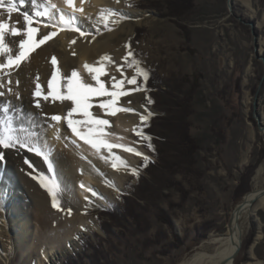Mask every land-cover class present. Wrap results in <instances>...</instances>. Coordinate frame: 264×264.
I'll list each match as a JSON object with an SVG mask.
<instances>
[{
    "label": "rangeland",
    "instance_id": "obj_1",
    "mask_svg": "<svg viewBox=\"0 0 264 264\" xmlns=\"http://www.w3.org/2000/svg\"><path fill=\"white\" fill-rule=\"evenodd\" d=\"M123 2L144 14L141 21L126 19L111 39L124 45L122 57L129 51L125 45L134 54L127 61L113 56V64L122 65L125 76L137 68L147 72V80L137 75V96L127 94L123 101L144 103L151 111L146 121L161 115L151 120L156 137L137 128L146 154L128 169L119 192L82 211L97 226L81 234L61 260L46 264H179L209 235L225 231L233 208L250 190L264 187V170L256 177L264 169V134L253 117L264 71L253 34L260 49L264 0ZM259 53L264 55V47ZM145 81L166 89L152 100ZM257 113L264 117V81ZM59 204L43 213L35 248L0 254V264H35L40 249L66 247V234L76 230L66 226L69 216L62 211L77 212L78 205L61 199ZM255 209L234 264L264 262V206ZM29 216L35 223L37 216Z\"/></svg>",
    "mask_w": 264,
    "mask_h": 264
},
{
    "label": "bare ground",
    "instance_id": "obj_2",
    "mask_svg": "<svg viewBox=\"0 0 264 264\" xmlns=\"http://www.w3.org/2000/svg\"><path fill=\"white\" fill-rule=\"evenodd\" d=\"M39 2L44 3L48 0H39ZM14 3L19 11L9 14L6 8H0V18L12 26L23 27V16L20 13L28 11L32 14L37 9L33 8L31 0H25L23 5L20 4V0H14ZM50 3L56 4L57 8L63 9L65 13L72 11L67 8L63 0H50ZM73 3L75 7L82 8V12L76 14L77 18L73 21V27L59 24L58 14L56 21L48 22L45 19L44 22L35 23L33 26L38 29V33H34L33 38L36 41L48 35L49 32H55L56 35L31 51L28 60L22 62L20 68L12 72L11 85L7 84L9 78L0 72V80H3L5 84V87L0 89L5 92V96L0 97V101H10L15 106L6 113L0 111V119L11 120L17 134L36 137L42 144L50 146L53 163V170L49 172L43 157L27 150H6L5 159L0 161V254L7 256L9 252L14 254L18 249L25 254L33 250L35 235L41 229V217L46 209L53 207L51 196L38 180L32 178L30 173L35 174L34 169L25 164V159L35 166V171L44 173L49 180L55 178L61 185L63 191L59 201L61 199L72 205H78L77 212L72 209L71 214L68 209L62 211L69 216L65 221L66 226L74 227L76 230L74 233L66 229L69 231L65 237L66 247L63 249L50 246V248L40 249L35 264L61 260L66 252L73 251L78 245L81 234L88 231L89 227L97 226L84 218L82 211L97 208L110 197L112 191L119 192L124 186L122 178H125L129 172L128 169L134 167L139 159L146 154L142 142L137 141L135 137L138 134L137 124L140 121V116H147L151 112L144 103L127 105L123 101L124 96L118 97L114 108H132L135 112L117 111L115 115H111L99 108L100 98L94 96L90 100L92 106L89 108V112L94 118L106 119L109 122L108 125L103 126L102 138L104 140L113 145L122 144L134 147L143 154L138 156L120 147L113 148L111 152L103 147L94 148L86 139L74 135L67 127L66 120L62 119L57 123L46 119L43 115L46 113L48 117L52 115L65 117L73 106L71 101L53 103L51 98L45 101L42 97L34 98L32 95L37 82L40 83L44 93H47V82L54 70L51 63L53 56L57 59L55 67L59 69L60 83H63L73 70L77 71L83 82L93 85H95V81L92 80V76L99 75L110 91L113 90L111 77H116L117 80L121 79V73L117 71V65L113 64L112 57L121 58L125 52L124 45L115 46L111 43V39L124 30L126 19L135 18L141 21L140 17L144 13L126 7L123 0H83V2L73 0ZM101 9H112L125 18L109 17V27L112 29L109 31L105 28L103 21L98 19ZM117 19L118 23H111L112 20ZM45 23H56L57 26L45 27ZM74 27H78L85 35L81 36L80 32L73 30ZM18 39L16 38V42L13 44L11 35L9 34L7 37L6 42H9L13 53L18 49ZM73 41L75 42L72 43ZM259 44L261 52L264 40L259 41ZM2 55L0 54V56ZM104 56L110 59L98 64L97 61ZM0 62L3 61L0 60ZM86 63L93 67H102L104 72L89 73L84 67ZM37 75L39 81L36 80ZM132 75L134 74L128 73L127 76L124 74L126 78H131ZM17 80L20 82L19 85L16 83ZM9 86L12 89L10 94L7 92ZM123 87L133 96H137L140 92L139 90L132 91L136 86L126 82ZM17 92L20 94L19 99L15 95ZM36 99H40L41 108L35 107ZM71 118L86 119L79 112L74 113ZM262 120L264 122V117ZM21 127L25 129L23 133L19 132ZM81 127V125H77L78 129ZM86 131L87 129H85ZM260 133L264 134V131H260ZM88 138L91 139V137ZM117 156L126 161L127 166L121 164L120 160L116 159ZM113 164L118 167L113 168ZM262 170H264L262 166L257 169L256 177ZM81 184L85 187L81 188ZM89 187L100 195L92 196L87 191ZM259 190L260 188H253L243 197L246 198V203L239 212L232 211L224 232L209 235L201 241L193 254L179 264H234L235 259H231V255L234 252L235 244L237 245L241 241L242 245L247 220L257 206H264V195H259ZM86 196L89 197L88 201L85 200ZM252 199L254 202L250 203ZM31 212L37 216L35 223L30 220ZM254 264H264V262L258 261Z\"/></svg>",
    "mask_w": 264,
    "mask_h": 264
},
{
    "label": "snow or ice",
    "instance_id": "obj_3",
    "mask_svg": "<svg viewBox=\"0 0 264 264\" xmlns=\"http://www.w3.org/2000/svg\"><path fill=\"white\" fill-rule=\"evenodd\" d=\"M83 2V0H81ZM25 0H20V4L23 5ZM63 3L67 6V8L72 9L71 13H65L63 9L57 8V5L54 3L48 2L40 3L39 0H31V5L33 8L37 9L34 13L30 14L28 11H24L20 13L23 16V27L12 26L10 23H5V21L0 18V72H3V75L8 77L7 84L11 85L10 76L15 69L20 68L21 63L28 60L30 52L34 51L36 47L44 44L50 38L56 35L55 32H49L48 35L43 36L36 41L33 38L34 33H38V29L33 25L37 22H44L46 19L48 22L56 21L58 14V23L61 25H65L68 27H73V21L77 18L76 14L82 12V8L75 7L73 0H63ZM131 6V5H129ZM0 8H6L7 13L12 14L14 12H18L19 9L17 5L14 3V0H0ZM42 10H39L41 9ZM116 16L120 19L123 17L119 12H114L112 9H101L98 14V19L102 20L105 28L111 31V27H109V17ZM119 20H112L111 23H118ZM56 27V23H45V27ZM73 30L80 32L81 36H84L85 33L80 31L78 27H74ZM11 35L13 40L11 43L15 44L16 38L18 39V49L13 53V50L9 46V42L7 41L8 35ZM95 39V37H93ZM73 41L72 43H74ZM129 51L126 53L123 60L127 61L130 57H133L134 54L130 50V45H125ZM110 58L107 56L101 57L98 64H102L104 60H109ZM51 63L54 66V70L52 72L51 78L47 82V93L45 94L41 88L39 82L35 85V90L32 95L34 98H43V100L47 101L51 98L52 102L56 101H71L72 107L68 111L65 117H61L59 115H52L48 117L46 113L43 115L46 119H50L51 121L59 123L62 119L66 120L67 127L71 129L72 133L76 136L81 137L82 139H86L88 143H90L94 148H107L110 152L115 147L123 148L125 151L133 153L135 155H143L136 148L125 145H113L108 143L106 140L102 138L103 126L108 125V120L106 119H97L94 118L92 113L89 112V108L92 106L90 104V100L92 97L100 98L98 106L101 109L106 111V114L110 113L111 115H115L117 111L124 112H135L132 108H114V105L117 103V98L121 96H125L129 94L124 90L125 82L129 85H136L137 83V75H143L144 79L147 80L148 74L142 68H137L136 73L131 76V78H126L124 76L122 65H117V71L121 73V79L117 80L116 77H111L112 84L111 88L113 90H109L106 87L105 83L99 78V75H93L92 80L95 81V85L86 83L82 81V77L77 73V71L73 70L71 75L66 78L63 83H60L59 80V69L55 66L57 65V59L55 56L52 57ZM134 63L138 64V61H134ZM131 66V65H130ZM84 67L89 71V73H103L104 69L102 67H93L88 65L87 63ZM106 75V73H105ZM36 80L39 81V76L37 75ZM17 85H19V80L16 81ZM5 84L3 80H0V89H3ZM139 88H134L132 91H138ZM7 92L12 93V89L9 86ZM17 99L20 98V94L15 93ZM5 92L0 91V97H4ZM151 102V101H149ZM15 106L10 102L0 101V111L8 112L10 109H13ZM35 107L41 108L40 99L35 100ZM80 113L86 119L84 120H76L72 119L74 113ZM34 115V114H33ZM147 119L146 116L141 115V122H145ZM81 125L80 129L77 128V125ZM85 129L87 131L85 132ZM135 130V129H134ZM25 129L21 127L19 132L23 133ZM138 135H142V133H138ZM88 137H91L89 139ZM150 139V137L148 138ZM75 143V141H73ZM151 147V145H149ZM27 150L29 152H33L34 154L43 157L45 163L48 165V171L51 172L53 170V163L51 159L52 150L50 146L47 144H42L38 138L28 136V135H19L17 134V130L12 126L11 120H3L0 119V161L4 160L6 157V150ZM117 160H120L121 164L127 166V162L122 160L120 157H116ZM147 161V157H144ZM25 164H28L30 168L34 169V173H30L33 179L39 181L40 185L44 187L49 195L52 198V206L54 208H59V198L62 194L63 189L61 185L55 180V178L49 180L46 175L42 172L35 171V166L32 163L25 159ZM113 168L118 167L116 164L112 165ZM132 173L134 175H138L137 169H132ZM85 186L81 184V188ZM87 191L91 193L92 196L100 195L91 187L87 188ZM85 200L88 201L89 197L86 196ZM69 214H71V209L68 210Z\"/></svg>",
    "mask_w": 264,
    "mask_h": 264
},
{
    "label": "water",
    "instance_id": "obj_4",
    "mask_svg": "<svg viewBox=\"0 0 264 264\" xmlns=\"http://www.w3.org/2000/svg\"><path fill=\"white\" fill-rule=\"evenodd\" d=\"M231 0H228V4ZM249 24L251 25L252 29L254 28V22H249ZM254 35V48H255V54H256V58L258 59H261L263 61V65H264V55L261 54L260 55V51H259V48H258V43H257V37H258V34H253ZM264 81V71H263V75L260 79V83H259V86H258V89L254 95V102H253V117L255 118L256 120V124H257V128L259 131H264V122L262 120V117L257 113V105H258V95H259V89L262 85V82ZM259 195H264V187L260 188L259 192H258ZM256 198V197H255ZM254 202V199L250 200V203H253ZM246 203V198H242V200L233 208V211L236 210V212H239L241 210V208L244 206V204ZM241 248V241H239L237 243V245L235 244V249H234V252L232 253L231 255V259H235L239 253V250Z\"/></svg>",
    "mask_w": 264,
    "mask_h": 264
},
{
    "label": "trees",
    "instance_id": "obj_5",
    "mask_svg": "<svg viewBox=\"0 0 264 264\" xmlns=\"http://www.w3.org/2000/svg\"><path fill=\"white\" fill-rule=\"evenodd\" d=\"M145 84H146L145 87H146L147 95L150 96V99L152 98V100H153V98H155V96H153L154 92L158 91L159 89H161V90H165L166 89V86H163V85H160L159 87H154V86L150 85V82H146ZM161 112H163V111H161ZM156 116H157V118L161 117V115H159V114H154V115L151 116V118H149L150 120L139 123L137 128L140 129V131H142V132L146 133L147 135L151 136L152 138L156 137V135L154 136V134L152 133L153 125L151 124V120L152 119L154 120V118H156ZM154 151H155V149L153 148L152 152H154ZM161 151L162 150H160V152ZM115 211L119 214L122 210L116 208Z\"/></svg>",
    "mask_w": 264,
    "mask_h": 264
}]
</instances>
